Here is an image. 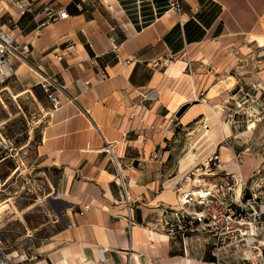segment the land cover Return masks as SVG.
<instances>
[{
  "label": "crops",
  "instance_id": "0c3cea01",
  "mask_svg": "<svg viewBox=\"0 0 264 264\" xmlns=\"http://www.w3.org/2000/svg\"><path fill=\"white\" fill-rule=\"evenodd\" d=\"M181 2L177 10L174 0H0V28L24 30L19 42L30 43L37 73L58 80L63 104L38 146L58 174L46 195L49 234L14 255L19 264H211L205 248L175 241L159 222L177 205L170 145L175 127L200 118L209 121L201 138L219 144L234 132L216 108L236 83L219 92L228 77L219 78L241 49L264 52V0ZM62 9L68 18L38 28ZM186 104L193 114L175 121Z\"/></svg>",
  "mask_w": 264,
  "mask_h": 264
},
{
  "label": "rangeland",
  "instance_id": "374dc122",
  "mask_svg": "<svg viewBox=\"0 0 264 264\" xmlns=\"http://www.w3.org/2000/svg\"><path fill=\"white\" fill-rule=\"evenodd\" d=\"M262 55H264L263 51L241 49L239 53L234 54V64L229 72L225 73L224 77L220 75L219 81H224L229 76L235 78V86L217 96L221 106L216 108L220 111L221 122L230 124L233 128L232 135L219 144L208 137L201 138L206 130L203 125L208 124L209 128V121L206 119L201 121L200 118L187 126L180 124L175 127L177 138L171 143L170 151L174 205H178V190L187 182L188 177H195L194 173L197 169L209 167L210 174L201 178V184L204 188H210L214 184L230 183L231 185L233 182L231 175L238 174L239 166L243 168L252 164L253 167L243 180L246 182L247 193H256L263 208L261 217H250L248 221L251 225L245 227L247 229L251 226L255 227L256 234L251 237V241H254L251 245L260 246L264 255V56ZM187 62H190L188 56H186ZM33 65L36 67L35 63ZM189 65V67L185 65L187 69L185 72L191 75L195 73V68L191 67V63ZM35 70L23 63L20 65L18 77L14 75L6 82L0 83V90L8 85L13 93L29 88L32 91H27L17 100H13L7 90L0 92V133L4 138L0 137L2 144L0 180L5 181L8 176H12L4 186V191L0 193V199L12 198L9 208L0 221V241L10 252L16 251L17 254L34 246L38 237L49 234L51 217L46 206V195L53 189L55 178L58 176L54 174V170L49 174V169L43 166L38 154L41 133L50 110L44 100L43 90L39 85H34L37 71ZM224 83L217 89L219 92L227 88V84ZM198 97L202 96L198 94ZM175 106L170 107V110L173 111ZM193 112L191 105H183L174 114L173 119L179 122L186 120ZM252 121L257 122L255 129H249ZM238 133H245L249 140L240 138ZM189 155L193 156L188 162ZM216 156L218 159H215ZM211 157L215 160L211 161ZM233 165L237 172H232ZM233 188L236 191L239 189L237 186ZM191 197L193 200L189 211H177L173 205L166 210L164 219L169 223L163 226L164 230L169 234V231H172L171 235L175 241L186 240L194 246V249L205 248L211 254L212 240L209 234L201 231V227L197 224H190L192 216L201 209L198 205V197ZM249 212H253L252 209H249ZM164 219L159 222L161 221L162 224ZM18 256L17 261L20 258Z\"/></svg>",
  "mask_w": 264,
  "mask_h": 264
},
{
  "label": "built area",
  "instance_id": "2783aa9c",
  "mask_svg": "<svg viewBox=\"0 0 264 264\" xmlns=\"http://www.w3.org/2000/svg\"><path fill=\"white\" fill-rule=\"evenodd\" d=\"M181 3V0H174L173 6L180 10ZM68 15L65 9L56 12L50 10L47 18L40 23L38 28L66 19ZM23 31L18 36H13L0 28V83L6 82L14 75L16 76L15 66L17 63H19L17 66H20L26 62L25 64L34 69V62L30 60L32 54L30 43L19 42L18 40ZM61 58L62 55H58V59ZM189 63H186V67L190 66ZM35 74L38 78L37 85L41 87L49 101L50 112L61 108L63 104L57 94L60 88L58 80L37 72ZM203 127L207 129L208 124H204ZM1 152L0 140V157ZM215 159L218 157L216 156ZM215 159L211 157V161ZM232 175L233 182L231 185L230 183L225 185L214 184L210 188H204L205 196L198 197V205L201 209L199 212H195V216H192L190 224H197L201 227V231L209 234L212 240L211 264H264L262 248L251 245L254 242L251 241V237H253L249 230L251 227L249 229L245 227L251 225V222L248 221L250 217H261L262 202H259L256 193H247L246 182L240 174ZM234 186L239 188L238 191L233 188ZM185 199L187 200L186 205L190 206L193 198L189 196ZM89 207L86 205L87 209ZM249 209H252L253 212H249ZM182 210L187 211L186 209ZM168 223L167 219L162 221L163 226L168 225ZM169 232L172 234V231ZM249 250L253 252L252 256L247 255ZM16 259L17 257H12V252L0 241V264H19Z\"/></svg>",
  "mask_w": 264,
  "mask_h": 264
},
{
  "label": "bare ground",
  "instance_id": "6f19581e",
  "mask_svg": "<svg viewBox=\"0 0 264 264\" xmlns=\"http://www.w3.org/2000/svg\"><path fill=\"white\" fill-rule=\"evenodd\" d=\"M260 42L261 43L264 42V33L261 34ZM30 68H32V67H30ZM33 70H35V69H33ZM170 72L168 71V73H170ZM10 74H11V71H10ZM227 80H228V82L225 83V84H227L226 85L227 87H231L235 83V79L232 76H229L227 78ZM3 90H7L9 92V94H11V97L13 98V100H17L19 97L24 95L27 91H29V89H28V90H24V91H21V92H18V93H13L8 85H5L4 87H2L0 92H2ZM213 94H215V90H212L209 95L212 96ZM5 107H6V105H5ZM256 126H257V122L256 121L251 122V124L249 126V129H253V128L255 129ZM0 137L2 139H4L2 137V135H1V133H0ZM192 156L193 155H189L188 156V158H187L188 162L192 160ZM205 168L206 169H204V168L197 169L195 171V173H194L195 177H188L187 178V182L179 190V195H178L179 204L177 206H175V208H176L175 210L179 211V210H182V209H186L187 211H189V206L186 205V203H187V200L185 199L186 197H189V196L203 197V196H205V189H204V186L201 184V180H202L201 178L203 176H208L210 174L209 173V171H210L209 167L207 166ZM11 177L12 176H9L5 181H1L0 180V193L4 191V186L7 184V182H9ZM11 200H12V198L0 199V221H1L2 217H3V215L5 214L6 209L9 208V206H10L9 202ZM255 230H256L255 227L251 226L250 234L252 236H254L256 234ZM16 254H17L16 251L13 252L12 253V257H14V255H16ZM247 255L248 256H252L253 252L251 250H249L247 252Z\"/></svg>",
  "mask_w": 264,
  "mask_h": 264
},
{
  "label": "water",
  "instance_id": "95a60500",
  "mask_svg": "<svg viewBox=\"0 0 264 264\" xmlns=\"http://www.w3.org/2000/svg\"><path fill=\"white\" fill-rule=\"evenodd\" d=\"M179 115V114H178Z\"/></svg>",
  "mask_w": 264,
  "mask_h": 264
}]
</instances>
